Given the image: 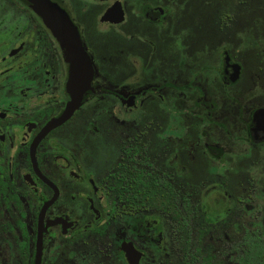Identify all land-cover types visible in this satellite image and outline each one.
<instances>
[{
    "label": "flooded vegetation",
    "instance_id": "af4514ba",
    "mask_svg": "<svg viewBox=\"0 0 264 264\" xmlns=\"http://www.w3.org/2000/svg\"><path fill=\"white\" fill-rule=\"evenodd\" d=\"M187 11L0 0V264H264V0Z\"/></svg>",
    "mask_w": 264,
    "mask_h": 264
},
{
    "label": "rangeland",
    "instance_id": "374dc122",
    "mask_svg": "<svg viewBox=\"0 0 264 264\" xmlns=\"http://www.w3.org/2000/svg\"><path fill=\"white\" fill-rule=\"evenodd\" d=\"M190 11L186 12L189 20V32L192 35V42L194 45L200 46L201 44H211V42L216 41V27H212L211 18L212 15L209 12L212 10V5L217 2V0H188ZM208 12V14L204 12ZM198 16L197 22H192L191 17ZM193 20V19H192ZM210 22V23H209Z\"/></svg>",
    "mask_w": 264,
    "mask_h": 264
},
{
    "label": "water",
    "instance_id": "95a60500",
    "mask_svg": "<svg viewBox=\"0 0 264 264\" xmlns=\"http://www.w3.org/2000/svg\"><path fill=\"white\" fill-rule=\"evenodd\" d=\"M72 77H73V76H71V80H70V81H72ZM76 103L78 104V100H76ZM76 103H71V104H69V105L66 107L65 112H64V115H62V116L60 117V120L63 119V118H65V117H67V116L70 114V112H71V111L73 110V108L75 107ZM57 121H59V120H56V121L54 122V124L57 123ZM54 124H51V125H54Z\"/></svg>",
    "mask_w": 264,
    "mask_h": 264
}]
</instances>
